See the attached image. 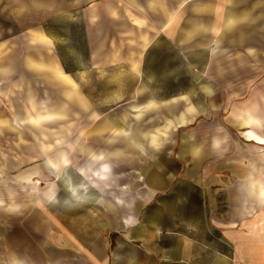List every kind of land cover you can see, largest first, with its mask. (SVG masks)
I'll return each instance as SVG.
<instances>
[{
    "label": "crops",
    "instance_id": "1",
    "mask_svg": "<svg viewBox=\"0 0 264 264\" xmlns=\"http://www.w3.org/2000/svg\"><path fill=\"white\" fill-rule=\"evenodd\" d=\"M65 41L85 51L83 69L68 67ZM109 49L122 58H110ZM167 55L173 60H165L163 73L148 75ZM118 64L135 76V99L118 107L116 121L104 117L101 130L120 135L151 115L161 131L133 137L127 143L140 148L131 153H101V190L131 194L112 200L116 247L110 251L104 233L78 234L54 218L59 228L55 243L40 251L44 264H205L206 249L215 256L220 238L231 244V256H252L251 242L264 241V0H0V210L47 209L53 190L35 188L34 180L70 164L75 158L61 145L76 141L45 129L66 118L71 101H86L76 81L86 65ZM161 80H207L214 88L162 94L153 88ZM18 93L26 114L14 108ZM195 97L230 98L210 109L228 112L227 123L190 135L188 126L204 125ZM129 111L133 125L125 120ZM24 186L27 196L17 200L15 189Z\"/></svg>",
    "mask_w": 264,
    "mask_h": 264
},
{
    "label": "rangeland",
    "instance_id": "2",
    "mask_svg": "<svg viewBox=\"0 0 264 264\" xmlns=\"http://www.w3.org/2000/svg\"><path fill=\"white\" fill-rule=\"evenodd\" d=\"M65 29H67V26H65ZM69 44L68 41L61 43L60 51L62 57L67 61L73 62L68 67L83 69L85 66V51L79 48H70ZM108 54L110 58L114 57L115 60L121 57V52H118L117 49H109ZM169 56L157 58L162 65L156 66L154 69L148 67V75L159 76L160 73H163L161 70L165 68V60H167L168 64L173 60V57ZM86 67V70L76 75V81L78 89L87 95V102L84 98H82V101L77 99L76 103L71 101L72 110L71 112L67 111L66 116L64 115L66 118L62 117L63 119L59 124L45 129L48 132L52 130L60 131L64 135L62 137L66 138L67 141L69 136H71L72 140L75 139V144L69 145L65 143L61 145V149L64 151H68L70 148L69 154L75 159L73 158L74 160L70 164L63 166L60 173H56L55 176L50 175L51 173L47 171L50 175L48 179L34 180L33 186L35 188L48 191V193L53 190L51 197L46 199L45 206L47 209L15 208L12 211L0 210V264H18L17 261L21 259L29 261L31 264H44L46 258L42 256L40 251L46 245L55 243L52 235L57 232L56 228H59L58 225L54 224V218L60 220L78 234H82L86 230L94 233H104L110 239V251L116 247L117 241L114 234L117 232V210L113 206L112 200L118 196L129 199L131 194L117 193L116 191L106 193L101 190V153L108 151L111 156L116 153L117 149L122 154H126L131 153L133 147L140 148L138 145L130 146L127 142L139 140L138 136L150 137L158 135L161 131L158 128L160 120L151 115H140V119L135 122L139 129L132 130L131 128L123 127L120 135L112 128H102L101 130L104 117L108 116L109 121H116L118 107L132 104L135 98L130 97V93L136 83L135 76L123 64L109 65L103 68L99 65H86ZM153 84L154 90L162 94L176 93L181 89L196 91L203 87L207 91V89L214 88L213 83L207 80L198 84L192 80H161L154 81ZM16 99L14 100V108L17 110L22 109V114H26V106L19 104L18 100L21 99L19 98V93ZM192 99L194 104L203 105L205 113L200 117L201 120L203 119L204 125L197 128L196 122H194V124L188 126L190 135L196 137L197 133L200 135L202 132H205L206 135L210 134L212 132V122L227 123L228 112H220L218 110L210 112V109H212L213 101H215V105L227 106L230 98L195 97ZM234 99L238 103L244 101L245 98L236 97ZM62 100H65V98L62 97ZM17 101L18 103H16ZM64 107L67 108L66 105ZM73 107L76 110V114L72 112ZM10 110L14 111L12 107ZM129 118L131 119L129 124L133 125L134 113L132 111L126 114L125 120ZM74 125L75 128L72 127ZM68 126H71L72 130L68 131L65 129ZM224 131H226V135L230 136L228 128H225ZM173 134L177 135V131ZM117 135L120 137L117 138ZM233 135L231 134V136ZM133 137L136 139H133ZM51 139L52 136L49 140ZM117 140H119V145ZM55 146L58 148L57 145ZM144 147L143 151L149 154L148 146ZM228 147L226 145V148ZM10 148L11 146L2 147L4 150H10ZM52 150L53 148L50 146L47 151L52 153ZM89 150L93 154L92 160L86 154ZM130 161L129 159V161L123 160L121 162L128 163ZM86 173L88 174L87 176H85ZM24 187H19L20 190L15 189V193L18 195L17 200L27 196L26 187L28 186ZM4 190L6 189L0 186V194ZM0 196L3 197L2 194ZM107 204L109 206L108 213L106 212ZM131 209V202H126L125 213H131ZM102 220L104 223L108 221L109 226L105 227L106 224ZM220 239L216 241L218 247L215 249V256H208L209 250L206 249L205 264L218 259L220 264H264V241L251 242L252 244L248 248H250L253 255L241 258L231 256V244Z\"/></svg>",
    "mask_w": 264,
    "mask_h": 264
}]
</instances>
